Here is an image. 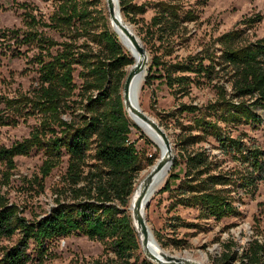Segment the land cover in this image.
Listing matches in <instances>:
<instances>
[{
	"label": "trees",
	"instance_id": "obj_1",
	"mask_svg": "<svg viewBox=\"0 0 264 264\" xmlns=\"http://www.w3.org/2000/svg\"><path fill=\"white\" fill-rule=\"evenodd\" d=\"M53 1L48 21L26 12L25 32H4L16 43L38 49L31 61L38 64L39 77L32 90L11 99L0 97V104L12 112V125L32 116L40 123L28 138L1 148L0 162L14 169L15 157L42 151L40 182L64 157L67 168L55 205L33 220L0 190V241L19 236L14 245L0 247V264H28L31 244L45 253L48 243L72 235L104 246L105 257L87 264H137L142 246L128 208L142 167L129 135L139 128L122 102L126 68L135 60L117 35L123 49L118 43L108 19L92 16L91 3L100 0ZM133 1L118 0L126 19L142 11ZM153 8L154 15L138 32L150 55L144 84L159 80L177 102L159 114L158 124L173 130L177 149L159 192L174 193L175 204L197 209L202 219L238 216L236 204L254 197L264 182V147L240 129L260 125L258 111L264 112V36L247 34L258 20L243 17L197 52L171 61L176 39L198 16L182 10L178 0L159 1ZM40 29L54 31L60 40ZM193 88H208L213 98L201 105L180 101ZM158 159L146 158V166ZM154 236L165 248L159 235ZM243 256L241 264H264V242L253 240ZM139 264L154 263L142 258Z\"/></svg>",
	"mask_w": 264,
	"mask_h": 264
},
{
	"label": "rangeland",
	"instance_id": "obj_2",
	"mask_svg": "<svg viewBox=\"0 0 264 264\" xmlns=\"http://www.w3.org/2000/svg\"><path fill=\"white\" fill-rule=\"evenodd\" d=\"M159 1L167 0H134L133 4L141 7L142 11H135L136 13L129 19L121 15L138 39L141 26L154 15L153 6ZM91 4L93 10L100 11V14L93 11L92 16L96 20L105 16L109 22L103 0ZM178 4L182 6V10H193L198 20L185 24L184 34L181 39H176L174 52L169 57L171 61L181 60L188 54L197 52L202 44L230 31L243 17L258 20L247 31L250 38L258 39L264 36V0H178ZM54 10L53 0H0V97L11 99L29 92L37 85L39 77V66L34 60L31 61L38 54V49L16 43L15 37L5 35L4 32L14 29L22 30L21 33L25 32L26 12H34V15L48 21ZM108 25L114 32L113 25L111 23ZM39 31H45L55 40H60V36L54 31L49 29ZM117 35L120 44L121 40L119 41ZM18 50L22 54H18ZM145 53L148 68L150 55L146 49ZM131 67L128 66L126 71L128 72ZM75 76L76 83L80 85L78 74ZM144 83L138 93L139 107L159 123V114L172 109L177 102L159 80H153L151 84ZM212 98L213 93L208 88H193L189 96L180 101L201 105ZM258 114L262 119L260 125L256 127L245 125L240 129L258 145L264 147V112L258 111ZM11 115L12 112L1 103L0 149L9 148L14 143L28 138L40 123L38 116H32L26 121L20 118L15 126L10 123ZM134 124L139 131L132 128L129 139L134 143L142 167L136 176L135 188L143 180V175L152 169V166H146V158L152 155L160 157L161 150L135 121ZM164 131L170 140L172 154L176 157L174 132L172 129ZM44 159L43 152L34 149L27 156L15 157L14 169L0 162L1 195L10 204L18 206L23 211V216L29 220L44 215L55 205L57 197L55 192L67 168L68 158L64 157L63 163L40 182L42 178L40 168ZM164 183L155 191V195L150 197L144 209V219L152 234L159 235L161 242L166 245L162 249L170 256L189 257L204 264H241L243 254L253 240L264 242V182L259 184L254 197L245 196L241 203L236 204L240 215L219 221L212 218L202 219L198 217L197 209L175 204L174 193L159 192ZM130 202L132 204V201ZM128 210L130 211L129 208ZM18 238L16 235L11 239H3L0 241V247L12 246ZM139 252L140 260L145 258L141 249ZM28 253L31 257L28 264H87L102 256L105 257L104 246L99 241L75 235L53 240L47 244L45 253H40L31 244ZM109 256L113 258L111 254Z\"/></svg>",
	"mask_w": 264,
	"mask_h": 264
},
{
	"label": "water",
	"instance_id": "obj_3",
	"mask_svg": "<svg viewBox=\"0 0 264 264\" xmlns=\"http://www.w3.org/2000/svg\"><path fill=\"white\" fill-rule=\"evenodd\" d=\"M105 4V8L108 14L109 23L115 24V18H114V6L112 0H103ZM118 2V0H117ZM118 4V3H117ZM118 12L119 5H118ZM120 29L122 32L130 39V41L133 43L139 54L143 57V60L141 62H134L133 65H131V69L128 71L127 76L124 80L123 87H122V102L124 105V109L127 113V104L125 103V96L128 92V89L130 85L132 84L134 78L136 75L143 70V68L146 66V53L145 49L138 37L133 33V31L129 30V26L126 24H120ZM131 112L135 114L138 118H140L142 121L148 123L161 137L164 142V145L169 150V156L168 159H165V157L162 155L158 160H156L155 164L152 166V172L147 176L146 182L151 183L154 175H156L159 171H161L166 163L169 161L172 163V160L174 158L172 154L171 144L170 140L168 138V135L165 133V131L162 129V127L150 116L145 114L141 111L139 104H138V96L136 97L134 106L130 108ZM128 115V114H127ZM149 197H147L146 191L142 192L136 201L133 203L132 207H130V213H131V219L133 226L135 228L136 234H137V228L139 229L140 234L142 235V247L141 250L143 255L145 256V259L152 263L156 264H194L193 262H190L189 260H179L174 258L173 256H164L162 255V259H160L157 255L151 253L149 250H146L145 247L147 245V236H148V226L146 225L145 219H144V209L146 205L148 204ZM136 222V226H135Z\"/></svg>",
	"mask_w": 264,
	"mask_h": 264
},
{
	"label": "bare ground",
	"instance_id": "obj_4",
	"mask_svg": "<svg viewBox=\"0 0 264 264\" xmlns=\"http://www.w3.org/2000/svg\"><path fill=\"white\" fill-rule=\"evenodd\" d=\"M112 2H113V6H114V18H115L116 23L115 24L113 23L111 25H113L114 31L118 34L122 45L129 52L131 57L133 59H135V62H141L143 60V57L139 54V52L137 51V49L135 48L133 43L122 32V30L119 27L120 24L122 25V24H126V23L124 22L121 14H120L121 12H118V4H117L118 2H117V0H112ZM128 29L131 31L130 27ZM146 63H147V58H146ZM146 69H147V66H145L143 68V70L140 71L136 75V77L134 78L132 84L130 85V87L128 89V92H127V94L125 96V103L128 106L127 112L129 113V116L132 118V120H134L144 130V132L148 135V137L158 146V148H160V150H161L160 157L163 155L165 157V159H168L169 150L164 145L162 137L148 123L142 121L135 114H133L131 112V110H130V108L132 106H134L136 97L138 96L139 90H140L141 86L143 85L144 80L146 78V71H147ZM170 166H171V163L168 161L166 163V165L164 166V168L161 171H159L156 175H154V177L152 179V182L150 184L146 182V178L152 172L153 167L148 173L143 175V180L137 185L135 193L133 195L132 205L136 201L138 196L144 191H146L147 197H149V199H150V197L153 194L155 195V191L166 180L167 175H168V171L170 169ZM132 205H131V207H132ZM135 226H136V222H135ZM137 233H138V236H139V239H140V244H141L142 243V235L140 234L138 228H137ZM147 242L148 243H147L145 249L149 250L151 253L157 255L160 259H162V255H164L166 257L170 256L169 254L164 252V250L159 245V243L157 242L156 238L154 237V235L152 234L150 229H148ZM142 249H143V247H142ZM174 258H176V257H174ZM176 259L189 260L190 262H193L194 264H204L201 261H198V260H195V259H192V258H189V257L181 256V257H178Z\"/></svg>",
	"mask_w": 264,
	"mask_h": 264
}]
</instances>
